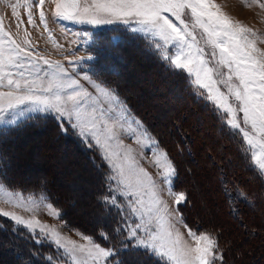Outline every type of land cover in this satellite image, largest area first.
Masks as SVG:
<instances>
[{"label": "rangeland", "instance_id": "obj_1", "mask_svg": "<svg viewBox=\"0 0 264 264\" xmlns=\"http://www.w3.org/2000/svg\"><path fill=\"white\" fill-rule=\"evenodd\" d=\"M16 3L17 0H0V18L3 19L5 29L10 31L14 38L22 45L25 40H28L29 45L27 47L30 51L36 56L43 57L51 62V64H44L43 60H39L38 63L41 71L38 74H33L30 79L38 75L46 84L52 79L49 74L58 71L55 66L59 64L64 69V73L61 75L65 79L70 77L71 80L76 81V86L73 89H66L65 91L83 90L89 93L92 100L97 102V106L103 109L104 118L107 123L110 125L115 124L117 139L111 141L113 149L119 151L122 155L126 149H131V152L128 153L127 161L124 162L125 173L129 174V169H131V175L134 180L136 176H142L139 170L143 169L156 182L161 198L170 206L180 208V205L174 204V194L184 193V191L174 188L175 175L172 177L171 193L167 190V185L162 182V174L166 165L169 162L173 165L171 158L164 149L158 146L156 138L145 131L146 127L142 121L131 114L114 90L102 78L97 76L101 73L100 67L102 66L99 64H101V60H104L107 55L97 53L101 58L97 61L94 50L98 41L101 45L106 46L107 44L102 43L105 42L104 40L109 44L108 41L118 38L123 39L125 35L126 37H131V35L136 36L132 39L137 40L134 41L135 46L138 47L140 45L149 53H153L154 56L159 57L169 67L182 71L190 82L191 91L195 96L203 98L216 109L213 102L206 98V94H202L203 90L199 89L194 83V76L189 75L186 70L174 68L169 60L162 57L161 50L156 47V43L162 44V41H159L158 38L154 41L150 35L134 32L132 29L137 27L135 20H130L128 24L123 23L122 20H113L112 23L105 24L79 23L57 17L55 15V3L53 0H45L43 10L45 11L48 26L45 29L44 24L39 20L37 3L31 4L35 27L27 23L29 9L25 4V0H19L20 7L17 8L19 15H13L11 6ZM90 3L91 0H80L82 6H87ZM214 3L219 5L220 11L231 20L251 29L252 34H250V38L256 40L257 47L264 49V0H214ZM185 12L184 18L186 22L191 24L190 10H185ZM18 21H22V23H18ZM196 35L200 39L199 29L196 30ZM200 46L205 47L207 52H211V48L206 47L202 41ZM167 47L169 56H174L177 51L175 45H168ZM209 59L211 60L210 56ZM96 61L98 62V66H95ZM125 70L124 74H127V77L125 80H121L125 85V91L133 95L134 98H138L137 104L139 108L148 116L153 126L160 133H163L165 140L168 143H172L175 133L177 137L178 129L175 128L177 126L173 121L170 124L168 120L170 115L177 111L182 100L177 90V85H169L167 80L159 77L158 74L155 75L150 61L145 59L128 57ZM153 76H156V78ZM96 85L106 88L115 95L119 104L106 100L95 87ZM221 88L226 91L223 86ZM121 109H123V112H121ZM179 113L181 114V118H183L184 116L189 117V113H192V111L186 107L180 110ZM218 113L221 121L227 125V116L220 111ZM240 115L242 116V114ZM190 116L192 117L190 126L200 128L201 130L198 133L201 135L200 139L205 150L203 155L200 156L198 146L195 144L194 152L196 158H186L185 163H183L184 165L187 164V167L192 168L191 176L187 180L194 195L193 214H191L190 220L192 226L185 221L181 213H179L176 221L173 223L189 243H191V238L187 236L189 227L194 231L204 232L209 231L208 229L201 230L204 225L220 224L227 235L229 234L230 236V234L235 233L241 238L242 242L238 241L236 246L237 252H239V250L246 249L250 245L249 237L253 232L250 228L243 227L241 224H237L236 221L231 220L227 213V208H223L222 203L219 202V196L221 197L222 193L215 188L213 183L215 179H219L220 174L222 175L223 172H221V168H211L213 166L211 162L214 160L211 157V153H213L211 151V147H213L211 134L206 130L205 125L202 124L198 117L194 114ZM38 117H51L60 123L54 114L28 112L24 117L18 119L17 124ZM14 126L0 123V132ZM227 127L231 129L230 126L227 125ZM64 128L67 130H62L63 135L69 136L70 133L74 140L79 141L77 145L68 146L62 144L58 146L56 140H54L53 133L49 132V136H43L47 134V132H44L43 134L32 135V137L26 139L27 141L24 144H20L19 141L17 144L13 143L7 147L11 156L8 164L9 176L15 181L22 182L23 185L41 182L45 185V188H50L53 196L49 199L42 192L31 193L20 189H12L0 179V186H2L0 187V211L14 213L25 220L35 219L49 228L56 229L62 243L69 249L72 248V245L68 243L70 240L76 241L77 244H87L83 236H90L95 242L101 243L102 246L112 248L114 244L118 245V241L123 239V236H121L117 229L124 227V230H127L123 224L124 219L127 217L128 223L131 224L132 220L136 219V217L130 216L127 208V199L123 197H118V204L115 207L111 206L110 202L107 204L102 202V197L108 194L105 177L111 168L108 161L104 159V149L96 145L95 140H91V138L85 139L80 136L78 130L72 129L67 122L64 123ZM231 130L236 132L238 139L241 140L250 154L249 158L252 165L264 179V172L253 163L251 149L246 141L243 140L242 134H239L237 130ZM118 144L120 147H117ZM221 152V146H219L217 154H222ZM200 158L204 160L201 161ZM204 161L209 164L210 168L208 172L203 173L204 176H201L199 174L201 171L199 169L200 165L198 164ZM221 162L225 161L221 160ZM226 167L225 170L228 171L229 167ZM233 167L234 165L230 166L232 170H234ZM112 187H116L115 183H113ZM222 190L229 202L232 201L230 197L238 193L237 189H235V193L233 188L226 186V180L222 185ZM48 205H51L52 208L59 212V217L52 214V208H49ZM228 207L230 209L229 205ZM65 209L67 211L66 218L64 215V212L66 213ZM0 216L2 220L7 219L12 225L17 226V230L24 228L25 230H21V234L30 236L31 246L40 247L42 244L50 242L54 249L59 250L61 254L60 261L55 263L51 261V264H80L81 261H87L88 264H91V260L86 252L81 253L77 249L72 255H67L63 249L58 248L52 242L50 236L45 238L43 235H40L39 239H37L36 235L29 229L16 225L10 217ZM180 217H182V220ZM185 224L187 227L184 226ZM101 230L113 238L111 242L102 240L100 236ZM1 234L0 232V264H20L19 262H12L11 256L22 251L24 253L30 252L31 256L36 255L35 252L25 247L27 243L19 235H16L13 242L16 250L11 251L6 247H9L10 238L1 237ZM140 235L143 236L144 233L141 231ZM263 248L264 243H261L256 249L263 250ZM143 252H145L143 248H136L135 246L131 248H119L118 254L115 256L112 264H156L155 260L165 264L163 259L150 252L147 253L146 257L152 259H146L143 256ZM249 252L251 254L248 256L247 264H257L259 260L257 252L252 249ZM43 261L44 259L41 262L43 263ZM21 264L29 263L22 262Z\"/></svg>", "mask_w": 264, "mask_h": 264}, {"label": "snow or ice", "instance_id": "obj_2", "mask_svg": "<svg viewBox=\"0 0 264 264\" xmlns=\"http://www.w3.org/2000/svg\"><path fill=\"white\" fill-rule=\"evenodd\" d=\"M53 2L55 15L61 19L90 24L112 23L113 20L128 24L130 20H135L137 27L132 29L134 32L162 41V44L156 43L162 57L169 60L174 68L186 70L194 76V83L203 90L202 94H206L214 107L227 116V125L242 134L251 149L253 163L264 172V49L257 47L256 40L250 38L251 29L223 14L214 0H91L87 6H82L80 0ZM32 3H37L39 20L47 29L43 10L45 0H25L29 9L27 23L35 27ZM11 7L13 15L18 16L19 0ZM185 10H190L191 24L184 18ZM197 29L200 30V39L196 35ZM201 41L211 48L210 53L200 46ZM28 45V40L23 45L19 43L5 29L0 18V89H5L0 90V123L17 125L18 119L28 112L51 113L60 121L62 130H67L64 128L67 122L72 129L78 130L80 136L95 140L96 145L104 149V159L111 165L105 177L108 194L102 197V202H110L115 207L118 197H123L127 199L130 216L136 219L131 224L127 217L124 219L127 230L124 227L117 229L123 239L112 248L102 246L90 236H83L87 244L70 240L68 243L72 248L69 249L62 243L56 229L38 220H25L8 211H0V215L26 227L37 239L40 235L45 238L50 236L52 242L67 255H72L77 249L81 253L86 252L91 264H112L119 248L133 246L158 255L165 264H218L222 261L223 255L214 230L197 232L189 227V243L173 223L182 209L170 206L161 198L156 182L143 169L139 170L142 176H136L134 180L131 169L129 174L125 173L124 162L131 149H126L123 155L113 149L111 141L117 139L115 124L107 123L103 109L97 106L89 93L83 90L65 91L73 89L76 81L70 77L65 79L61 75L64 69L59 64L55 66L58 71L49 74L52 79L46 84L38 75L30 79L41 71L39 60H43L44 64L51 62L36 56ZM168 45H175L177 51L174 56H169ZM95 87L106 100L119 104L115 95L106 88ZM175 171L169 162L162 174V182L167 185L169 193L172 192ZM113 183L116 187H112ZM174 195L175 205L186 201L183 192ZM48 207L52 208L51 205ZM52 214L60 215L54 208ZM184 226L187 227L186 224ZM100 236L109 242L113 239L103 230ZM48 259L51 264L53 258ZM80 264L88 262L81 261Z\"/></svg>", "mask_w": 264, "mask_h": 264}, {"label": "trees", "instance_id": "obj_3", "mask_svg": "<svg viewBox=\"0 0 264 264\" xmlns=\"http://www.w3.org/2000/svg\"><path fill=\"white\" fill-rule=\"evenodd\" d=\"M122 35L124 36V34ZM134 37L136 36L131 35V37H126L125 35L123 39L118 38L116 40L108 41L109 44L104 40L105 42L102 43L107 44L106 46L101 45L98 41L96 49L94 50L97 56V61L101 59L98 54H105L107 56L104 60H101V64H99L102 66L100 67L101 73L97 76L102 78L104 82L114 90L121 101L127 106L130 113L142 121L146 127L145 131L149 132L154 138H156L158 146L164 149L171 158L176 169L174 188L184 191L186 195V201L183 204H180V208L182 209L181 214L190 226H192L190 220L191 214H193L194 195L187 180L190 178L189 176H191L192 168L187 167V164L184 165L183 163H185L186 158H196L194 152L196 145L200 151V156L203 155L205 149L200 139L201 135L198 133L199 131L201 132V130L200 128L190 126L192 120L190 115L194 114L201 120L202 124L205 125L206 130L210 132L211 142L213 143V147H211V151L213 152L211 153V157L214 160L211 162L213 163L211 168H221V172H223L222 175L220 174L219 179H215L213 183L215 188L222 193L221 197L219 196V202L222 203L223 208H227V213L231 220L236 221L237 224H241L243 227L250 228L253 234L249 237L250 245H248L246 249H241L237 252L238 249L236 246L238 241L242 242L237 234L233 233L230 234V236L229 234L227 235L226 231L223 230L220 224H207V226L204 225L203 227L205 228L202 227L201 230H214V235L219 240L220 253L223 255V260L219 261V264H247L248 256L251 254L249 252L250 249L257 252V257L259 258L257 264H264V248L263 250L256 249L261 243H264V179L261 177L259 171L252 165L248 150L245 148L241 140L238 139L236 132L229 129L227 125L221 121L218 111L203 98L201 99L198 96H195L191 91L190 82L182 71L169 67L159 57L154 56L153 53H149L140 45L138 47L135 46L134 41L137 40H132ZM130 56L150 61L155 75L158 74L159 77L167 80L169 85H177V90L179 91L182 100L177 111L173 112L168 120L170 124L173 121L177 126L175 128L178 129L177 137L174 132L175 136H173L174 141L172 143H168L165 140L163 133H160L159 130L153 126L148 116L139 108L137 104L138 98L135 97V99L133 95H130L125 91V85L121 80H125L127 77V74L125 75L124 71H126L128 57ZM97 61L95 66H98ZM153 77L156 78V76ZM186 107L190 109L192 113H189V117L184 116L181 118L179 112ZM44 132H47V134L43 136H49V132H52L54 140H56L58 146H61L62 144L75 146L79 143L78 140H74L71 137L70 133L69 136L63 135L61 124L51 117H38L29 121L25 120L19 122L14 127L0 132V179L12 189H20L24 192L31 193L42 192L46 197L51 199V196H53L52 191L50 188H45V185L41 182H32L28 185H23L22 182L13 180L8 173V164L11 160V156L7 147L13 143L17 144L19 141L20 144H24L27 141L26 139L32 137V135L43 134ZM219 146H221L222 154H217ZM186 154L189 156H186ZM200 159L201 161L204 160L202 158ZM221 160L225 162H221ZM198 165H200L199 169L201 170L199 174L204 176L203 173L205 174L208 172L210 168L209 164L204 161ZM231 165H234V170L230 168ZM226 166L229 167L228 171L225 170V168H227ZM225 180L228 188H233L234 192L235 189L238 190V193L235 192L237 195H232L230 197V199H232L231 202L225 198L226 196L222 190V185L225 183ZM228 205L230 206V209ZM64 215L66 218L67 211L66 213L64 212ZM0 229V232L2 233L1 237L10 238L8 243L9 247H6L11 251L16 250L13 242L16 235H19L27 243L25 247L36 254L35 256H31L30 252L24 253V251H22L11 256L13 260L12 262H19L20 264L22 262H28L29 264H49V257L53 258L51 260L53 263L60 261V251L54 249L50 242L44 243L40 247L31 246L30 236H24L21 234V230L24 231L25 229L21 228V230H17V226L12 225L7 219L2 220L1 216ZM146 255L147 253L143 252V256H145L146 259H152L146 257ZM43 259L44 261L42 263L41 261ZM155 263L162 264L158 260H155Z\"/></svg>", "mask_w": 264, "mask_h": 264}]
</instances>
